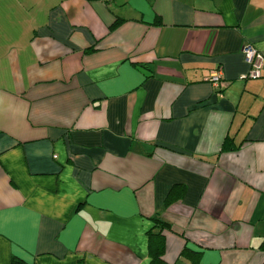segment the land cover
Here are the masks:
<instances>
[{
  "label": "crops",
  "instance_id": "obj_1",
  "mask_svg": "<svg viewBox=\"0 0 264 264\" xmlns=\"http://www.w3.org/2000/svg\"><path fill=\"white\" fill-rule=\"evenodd\" d=\"M247 44L264 0H0V264H150L154 219L168 264H263Z\"/></svg>",
  "mask_w": 264,
  "mask_h": 264
},
{
  "label": "trees",
  "instance_id": "obj_2",
  "mask_svg": "<svg viewBox=\"0 0 264 264\" xmlns=\"http://www.w3.org/2000/svg\"><path fill=\"white\" fill-rule=\"evenodd\" d=\"M120 22L115 24L118 25ZM225 149L230 148L228 146V141L225 142L224 145ZM180 196L178 195V189L174 188L167 200V206H170L175 201L179 200ZM155 225L148 231V249H149V256L151 258L150 264H168L165 260V253L167 249V240L164 234L165 231L171 230V226L160 220L154 219ZM262 251L264 252V242L261 246ZM181 261H185L188 264H202V253L194 251L188 247H185L180 255ZM12 264H27L23 260L19 258H13ZM178 264V263H175ZM264 264V263H263Z\"/></svg>",
  "mask_w": 264,
  "mask_h": 264
},
{
  "label": "built area",
  "instance_id": "obj_3",
  "mask_svg": "<svg viewBox=\"0 0 264 264\" xmlns=\"http://www.w3.org/2000/svg\"><path fill=\"white\" fill-rule=\"evenodd\" d=\"M111 1V0H108ZM243 53L245 60L248 63L250 70L247 74L248 79L256 80L262 77V68L264 65V56L253 45L247 44ZM223 79V71L221 69L215 70L209 78L210 83L216 88L219 87Z\"/></svg>",
  "mask_w": 264,
  "mask_h": 264
}]
</instances>
